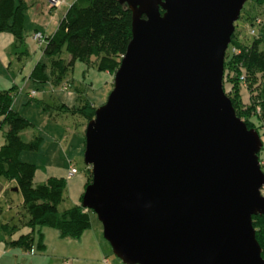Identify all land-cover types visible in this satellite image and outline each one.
Masks as SVG:
<instances>
[{"label": "water", "instance_id": "obj_1", "mask_svg": "<svg viewBox=\"0 0 264 264\" xmlns=\"http://www.w3.org/2000/svg\"><path fill=\"white\" fill-rule=\"evenodd\" d=\"M120 1L133 36L86 128L82 205L125 264H264L263 141L224 89L248 0Z\"/></svg>", "mask_w": 264, "mask_h": 264}, {"label": "trees", "instance_id": "obj_2", "mask_svg": "<svg viewBox=\"0 0 264 264\" xmlns=\"http://www.w3.org/2000/svg\"><path fill=\"white\" fill-rule=\"evenodd\" d=\"M263 4L264 0H255L256 6ZM26 8L25 0H0V32L12 33L18 46L24 43ZM248 19L253 27L257 24L259 29L253 28L255 39L252 42L239 40L236 30L233 33L225 59L224 89L226 85L231 86L228 93L225 91L238 116L249 128L254 127L259 133L260 130L264 133V19L251 16ZM132 21L131 9L120 0H76L60 20L54 35L35 39L46 45L44 55L48 62L39 61L30 78L36 85L58 89L66 83L62 82L77 60L87 61L101 71L115 74L133 36ZM64 53L70 55V60L63 57ZM24 86L19 87L24 89ZM16 88L0 90V131L5 136L0 146V177L16 181L30 215L23 222L31 230L9 243L32 251L38 234V245L45 249L43 227L58 229L62 237L80 239L93 225L91 209L85 208L81 201L61 210L67 179L52 176L45 183L35 184L37 165L21 160L24 151L39 146L41 137L35 135L30 141L22 138L21 134L29 128L30 122L13 107L18 93ZM37 89L32 90L35 94L32 91L29 94L36 97ZM244 93L251 95L248 101H244ZM80 101L78 107L59 101L57 108L73 114L80 113L90 121L97 107L86 97L80 98ZM85 173L88 185L92 181L91 166H87ZM253 221L264 257V215L253 216ZM17 228L18 225L2 224L8 236Z\"/></svg>", "mask_w": 264, "mask_h": 264}, {"label": "rangeland", "instance_id": "obj_3", "mask_svg": "<svg viewBox=\"0 0 264 264\" xmlns=\"http://www.w3.org/2000/svg\"><path fill=\"white\" fill-rule=\"evenodd\" d=\"M64 2L62 1V3ZM249 16L264 19V4L256 6L255 0H248L244 5L241 16L235 23L236 33L241 41L252 42L255 39L252 29H259L257 24L254 27L251 25V20L248 19ZM252 20L255 21V19ZM23 44L26 46L25 49H28V55L25 54L26 52L14 55L12 58L14 63L11 66L10 73L5 72L0 66V83L5 84L7 89L17 87L16 92L18 93L15 92L16 98L14 100L15 109L30 122L29 128L22 132V138L30 141L35 135L41 137L39 146L24 151L21 154V160L35 164L40 171L49 173L57 172L59 169H69L73 164L79 169L77 177H85L88 165L85 162L84 154L86 128L89 120L80 113L73 114L59 110L57 106L60 105V102L52 92L54 89L49 92L48 89L51 87L36 85L29 78L28 68H23L25 63L32 59L48 62L47 57L44 55L46 45L33 38L32 28L24 29ZM21 46L22 43L19 44V47ZM18 56L23 57L19 60ZM63 57L70 60L68 53H64ZM21 70H23V73L19 78L17 75ZM114 75L99 70L95 64L77 60L64 82H62L66 83L61 85L59 89H64L62 86L69 85L68 89H64L65 91L77 92L91 86L96 100H105L110 88L113 89ZM26 76L27 78H25ZM21 84L25 85L24 89H20ZM44 88H47V91ZM225 88L228 93L231 86L226 85ZM34 89L38 90L36 97L29 94ZM248 96L251 98L250 94L244 93V101L247 100ZM2 133L4 132L0 131V141H5V136ZM260 133L263 146L259 156L264 171V133L261 130ZM16 186L15 180L4 176L0 177V222H6L11 226L18 225L21 230L25 225L23 220H27L30 215L23 203L22 193L15 190ZM262 192L264 194V188ZM74 198H77L76 192L68 184L65 190V199L61 203L60 209L64 210L74 206ZM91 215L93 228L88 230L80 239L62 237L58 229L43 227L46 247L45 249L39 247V236L37 234L32 252L24 247L13 248L7 244L6 240L9 242L13 239V236H6L0 223V264H105L104 258L106 257L109 264H125L114 253L111 244L104 237L103 225L93 210H91Z\"/></svg>", "mask_w": 264, "mask_h": 264}, {"label": "crops", "instance_id": "obj_4", "mask_svg": "<svg viewBox=\"0 0 264 264\" xmlns=\"http://www.w3.org/2000/svg\"><path fill=\"white\" fill-rule=\"evenodd\" d=\"M76 0H66V2L62 3L59 6H52L49 3V0H25L27 4V8L25 10V22H24V29H33V34L37 31H41L43 35L48 38L49 36H52L55 34V32L58 29L59 22L62 19V17L66 14L69 7L72 3H74ZM68 5V6H65ZM58 7V8H57ZM57 8V9H56ZM34 38V37H33ZM25 45L22 44L21 47H19L16 43L15 36L10 32H0V66L5 70V72L10 73L11 66L13 65V56L17 55L18 53H25L28 55V49H25ZM20 54V55H21ZM19 60L22 59L23 56H18ZM40 61V59H32L29 60L27 63L24 64L23 68H28L27 73L29 78L31 77V73L36 66V64ZM22 68V69H23ZM23 73V70L19 72V75H17L20 78V75ZM27 78V76L25 77ZM21 82V81H20ZM23 84H21L22 86ZM19 86V85H18ZM107 88V87H106ZM7 89L5 84L0 83V90ZM112 87L109 90V93L111 92ZM47 91V88L45 89ZM48 91H52V89H48ZM85 91V92H84ZM60 102H63L69 106L72 107H78L81 104L80 98L86 97L88 98L94 106L98 107L105 103V100L97 101L95 97V93L93 92V88L90 86L87 89L77 91V92H67L64 89H55L52 91ZM109 96V94H108ZM107 96V98H108ZM15 108V106L13 105ZM4 143V141H0V146ZM73 165V164H72ZM71 165V166H72ZM69 169H59L57 172H43L37 169L35 174V184H41L45 183L50 177H59V178H66L67 179V185L69 184L71 189H74L76 192L77 198L73 199L75 200V205L79 204L82 201V196L85 191V188L87 186V177L85 173V177H77L79 172L73 176L72 178H68ZM76 167V166H75ZM16 183V181H15ZM3 188V187H2ZM1 228L2 224L6 222H0ZM93 228V225L90 229ZM98 228V227H97ZM3 230V229H2ZM31 230V228L28 225H24L23 228L20 230V228H17L16 231L11 234L10 237L13 236L12 240L18 239L22 234L28 233ZM87 230V231H88ZM98 230V229H97ZM86 231V232H87ZM4 232V231H3ZM86 232L84 234H86ZM97 232V231H96ZM99 232V231H98ZM4 234L8 236L5 232ZM83 234V236H84ZM89 236V235H88ZM88 238V237H87ZM11 241V240H10ZM6 243L9 244L13 248H18L20 246H12L7 240ZM8 245V246H9ZM1 257V256H0Z\"/></svg>", "mask_w": 264, "mask_h": 264}, {"label": "built area", "instance_id": "obj_5", "mask_svg": "<svg viewBox=\"0 0 264 264\" xmlns=\"http://www.w3.org/2000/svg\"><path fill=\"white\" fill-rule=\"evenodd\" d=\"M62 1L64 2L65 0H49V3H51V6H59L62 4ZM252 33H255V30H252ZM34 39L36 40H41L43 39V33L40 31H37L33 34ZM69 85L63 86L64 89H68ZM35 91H32V94H35ZM79 172V169L75 167L74 165L71 166L69 173H68V178H72ZM33 251V250H32ZM31 251V252H32ZM105 264H109V261L107 258L104 259Z\"/></svg>", "mask_w": 264, "mask_h": 264}]
</instances>
